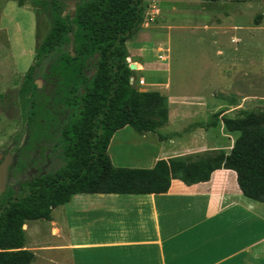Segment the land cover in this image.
<instances>
[{"label":"trees","instance_id":"16d2710c","mask_svg":"<svg viewBox=\"0 0 264 264\" xmlns=\"http://www.w3.org/2000/svg\"><path fill=\"white\" fill-rule=\"evenodd\" d=\"M5 1L22 7L27 0ZM34 2L46 11L49 28L35 47L32 63L16 89L22 110L21 135L31 142L46 132L48 112L45 102L38 98L34 73L44 59L68 41L71 33L75 56L65 55L63 66L76 68L78 79L66 78L63 84L68 90L59 86V98L77 106L78 114L60 131L63 167L27 181L17 194L5 195L0 201V264H31L34 256L23 247V225L49 220L51 210L76 193L161 194L173 179L191 185L207 181L214 170L227 169L234 172L243 196L264 202V117L251 112H240L234 118L215 113L181 132L215 127L221 120L228 131L239 132L228 154L210 150L160 159L150 169L114 167L106 149L113 133L123 127L161 142L181 134L158 133L167 123L165 96L157 91L140 92L128 83L134 72L125 62V42L141 22V0H85L74 7L72 17L62 15L57 0ZM94 56V71L88 79L81 70L84 62ZM78 88L82 90L80 95H76Z\"/></svg>","mask_w":264,"mask_h":264},{"label":"crops","instance_id":"0c3cea01","mask_svg":"<svg viewBox=\"0 0 264 264\" xmlns=\"http://www.w3.org/2000/svg\"><path fill=\"white\" fill-rule=\"evenodd\" d=\"M5 2L0 0V37L3 33L11 54L12 40L2 25ZM222 28L223 23H205L195 29L214 32L210 42L219 58L226 56L220 37L228 33L236 39L238 32L234 26L230 31ZM247 57L252 68L255 61ZM224 66L219 62L220 75ZM177 81L171 94L158 89L167 99V123L158 132L161 136L181 133L215 113L232 118L239 108L209 94L211 90L208 94L185 91ZM238 135L221 120L215 127H196L173 140L167 137V142L126 126L113 133L106 153L114 167L150 169L160 159L210 150L228 154ZM26 223L34 235L42 226L51 243L43 250L27 249L33 260L43 256L41 264H264V202L243 196L234 172L227 169L214 170L207 181L191 185L173 179L161 194L76 193L53 208L49 220Z\"/></svg>","mask_w":264,"mask_h":264},{"label":"rangeland","instance_id":"374dc122","mask_svg":"<svg viewBox=\"0 0 264 264\" xmlns=\"http://www.w3.org/2000/svg\"><path fill=\"white\" fill-rule=\"evenodd\" d=\"M34 1L39 3L47 0H27L22 5L25 9H19L16 2H5L2 25L7 28L12 40V56L2 33L0 162L9 150L13 153L0 201L5 195L17 194L19 187L27 181L53 174L63 167L60 131L78 114L77 106L65 104L59 98V86L68 90L63 81L69 77L78 79L76 68L63 66L65 55L71 58L75 56V38L71 33L68 41L44 59L34 73L35 81L38 82V98L45 102L48 112L46 132L42 138L31 142L26 141L25 135H21L22 110L16 89L21 75L32 63L35 47L49 28L46 11ZM57 1L62 6V15L72 17L74 7L85 0ZM187 1L194 0H141V22L125 42V62L128 67L134 66V73L130 77L133 79L132 86L140 92L159 93L158 89H163L171 94L174 81L180 79L177 83L185 91L208 94L211 90L209 94L220 96L230 106H238L231 113L232 118L237 117L240 112H251L264 117V0H223L216 4L207 2L208 4L201 6ZM26 12L33 19L30 24L25 18ZM205 23H223V31L236 27V39L230 38L228 33L220 37L225 57L214 55L210 42L214 36L213 31L203 33L195 30ZM75 29L73 26V31ZM28 30L29 35L26 34ZM248 55L253 63L255 61L252 68H248ZM95 62L96 56L87 59L81 74L89 79ZM219 62L222 66L225 65L222 75L218 73ZM139 80L143 81V85L138 84ZM217 87L223 88L215 89ZM81 92V88H78L76 95ZM168 139L173 140V137L169 136ZM124 144L128 145L125 141ZM27 225L29 224L25 223L22 227L25 231L24 249L43 250L51 245L42 226L39 227L38 235H34L29 232ZM41 259L43 256H38L32 264H41Z\"/></svg>","mask_w":264,"mask_h":264},{"label":"water","instance_id":"95a60500","mask_svg":"<svg viewBox=\"0 0 264 264\" xmlns=\"http://www.w3.org/2000/svg\"><path fill=\"white\" fill-rule=\"evenodd\" d=\"M128 68L132 70L134 66L130 65ZM34 83L36 87H38V82L34 81ZM10 161H11V156L9 153H6L0 162V194L3 192L5 188L7 168L8 165L10 164Z\"/></svg>","mask_w":264,"mask_h":264},{"label":"built area","instance_id":"2783aa9c","mask_svg":"<svg viewBox=\"0 0 264 264\" xmlns=\"http://www.w3.org/2000/svg\"><path fill=\"white\" fill-rule=\"evenodd\" d=\"M128 83H129L130 85H132V84H133V79H132V78H129V79H128ZM138 84H139V85H143V81H142V80H139V81H138Z\"/></svg>","mask_w":264,"mask_h":264},{"label":"flooded vegetation","instance_id":"af4514ba","mask_svg":"<svg viewBox=\"0 0 264 264\" xmlns=\"http://www.w3.org/2000/svg\"><path fill=\"white\" fill-rule=\"evenodd\" d=\"M11 156V155H10Z\"/></svg>","mask_w":264,"mask_h":264}]
</instances>
